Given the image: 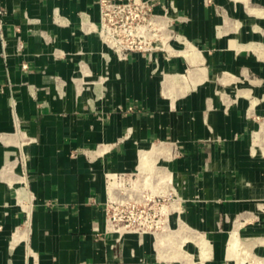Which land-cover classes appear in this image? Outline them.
<instances>
[{
    "label": "crops",
    "instance_id": "crops-1",
    "mask_svg": "<svg viewBox=\"0 0 264 264\" xmlns=\"http://www.w3.org/2000/svg\"><path fill=\"white\" fill-rule=\"evenodd\" d=\"M160 2L187 42L120 60L98 0H0V264H264V0Z\"/></svg>",
    "mask_w": 264,
    "mask_h": 264
},
{
    "label": "built area",
    "instance_id": "built-area-1",
    "mask_svg": "<svg viewBox=\"0 0 264 264\" xmlns=\"http://www.w3.org/2000/svg\"><path fill=\"white\" fill-rule=\"evenodd\" d=\"M98 6L99 24L90 23L91 30L120 60L132 54L155 53H164L170 58L177 53L173 42H187L177 31V18L160 0H98ZM157 6L162 13L156 12ZM257 119L264 138V114ZM112 181L117 182L116 175H108V190ZM146 196L143 194L138 201L110 196L106 205L109 219L138 232L165 231L166 209L150 195Z\"/></svg>",
    "mask_w": 264,
    "mask_h": 264
},
{
    "label": "rangeland",
    "instance_id": "rangeland-1",
    "mask_svg": "<svg viewBox=\"0 0 264 264\" xmlns=\"http://www.w3.org/2000/svg\"><path fill=\"white\" fill-rule=\"evenodd\" d=\"M155 152H156V149H153L152 150V153L155 154ZM142 169L144 171V172L141 171L142 173H148V174H150V172L154 170V162L152 163V161H150V156H149L148 160L145 162V165L143 166ZM146 182H147V184L148 183L150 184V180L149 181H146ZM126 188H130V187L129 186H126L125 189ZM125 193H127V195L125 194L126 195V198H133V196H130L129 191L128 192H125ZM141 195L143 196V193H140L139 198L142 197ZM149 195H147L146 197H149ZM169 235L170 234H160V235H158V243H159L160 246H163L164 245V239L168 238L167 236H169Z\"/></svg>",
    "mask_w": 264,
    "mask_h": 264
},
{
    "label": "bare ground",
    "instance_id": "bare-ground-1",
    "mask_svg": "<svg viewBox=\"0 0 264 264\" xmlns=\"http://www.w3.org/2000/svg\"><path fill=\"white\" fill-rule=\"evenodd\" d=\"M261 138V135H257V139H260ZM140 171H142V172H144L143 170H140ZM116 183H115V181H114V183H113V181H112V183L110 184V186H109V193H110V195L113 197L114 196V194H115V189H116ZM158 235H160V234H158ZM232 246L233 247H236L237 246V243H236V240H233L232 241Z\"/></svg>",
    "mask_w": 264,
    "mask_h": 264
}]
</instances>
